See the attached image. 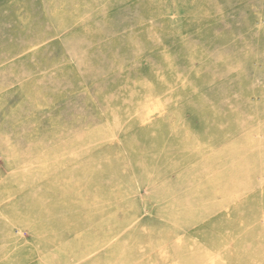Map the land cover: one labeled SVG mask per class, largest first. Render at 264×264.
Segmentation results:
<instances>
[{
	"label": "rangeland",
	"instance_id": "rangeland-1",
	"mask_svg": "<svg viewBox=\"0 0 264 264\" xmlns=\"http://www.w3.org/2000/svg\"><path fill=\"white\" fill-rule=\"evenodd\" d=\"M0 264H264V0H0Z\"/></svg>",
	"mask_w": 264,
	"mask_h": 264
}]
</instances>
